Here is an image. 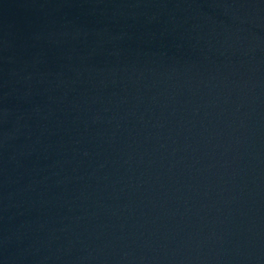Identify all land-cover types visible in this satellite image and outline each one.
I'll return each mask as SVG.
<instances>
[{
    "label": "water",
    "instance_id": "obj_1",
    "mask_svg": "<svg viewBox=\"0 0 264 264\" xmlns=\"http://www.w3.org/2000/svg\"><path fill=\"white\" fill-rule=\"evenodd\" d=\"M0 264H264V0H0Z\"/></svg>",
    "mask_w": 264,
    "mask_h": 264
}]
</instances>
